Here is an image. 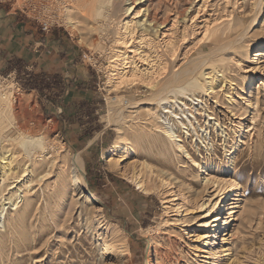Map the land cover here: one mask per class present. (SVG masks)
<instances>
[{
    "label": "rangeland",
    "instance_id": "obj_1",
    "mask_svg": "<svg viewBox=\"0 0 264 264\" xmlns=\"http://www.w3.org/2000/svg\"><path fill=\"white\" fill-rule=\"evenodd\" d=\"M203 1L181 0L182 7L189 9L183 11L186 18L181 21L178 29L182 30L172 34L175 39L179 38L175 40L177 57L172 60L182 59L185 55L194 56L203 50L211 51L229 46L227 43L237 38L245 24L250 22V18L258 13L257 21L241 37L242 39L231 41L232 47L222 49L221 52L216 50V54L211 57L216 60L221 72L235 82L234 89L228 84L227 87L223 86L221 89L218 87L216 92L204 95L209 106L214 109V115L219 116L230 131L226 150L223 148V137L212 130L217 153L210 158L214 161H209V165L211 169L213 166L222 167L218 173L221 178L218 189H215V186L205 188L199 167L179 150L174 149L170 155L160 156L156 143H136L129 137L132 131L138 133L145 129L153 132L155 126L149 115L143 112V105H137L138 107L130 105V99L149 100L147 93L151 88L139 82L133 86L125 85L120 90L109 91L107 65L110 63L108 57L113 51L112 46L106 43L108 38L105 39L102 32L92 27L95 23L94 18L77 6L75 3L77 0H0V16L8 20L14 32L19 31L23 34L22 39L24 35L27 37V43L29 42L27 48H30L32 34L36 36L34 49L32 53L29 52L30 56H27L25 61V65L27 64L25 69L21 60L23 72L19 73L20 75L16 69H10L11 64L8 60L4 59L0 63V89L12 87L10 114L11 117L14 116L12 119L14 124L11 123L10 126L17 131L15 135L23 132L22 134L26 136L44 135L47 139L46 148L36 147V150L33 148L30 154H27L19 138L3 141L5 146L16 150L17 161L23 163L24 167L31 166L30 168L34 170L32 175H27L31 181L29 189L25 191L26 200H23L32 203L30 209L25 210L26 205H21L22 208L16 210L7 204L9 207L4 218L7 226H5L7 231H4V236L7 237V252L2 258L3 264H84L83 262L105 264L93 243L97 241L94 234L87 230V226H82L80 216L84 221L86 219L92 222L103 234H110L108 228L101 225L103 222L119 234L124 231L133 264H154L156 249L162 248L175 238L177 242L179 241L184 264H187V257L190 258L191 255L194 256V264H200L205 258L204 251L195 250L190 245L206 244V247L210 248L216 238L225 247H231L229 255L222 252L220 264H264V63L255 59L256 50L264 45V0H205V5ZM117 2L118 7H121L126 1ZM119 13L122 18L123 11ZM205 17H208V21L221 25L222 34L219 40L215 36L211 39L203 38L205 36L201 20ZM70 20H76L77 24L71 25ZM115 27L116 24L112 22L110 28L114 30ZM182 31L185 32V37H181ZM161 36L158 35L156 39L160 40ZM101 40H104V43L99 46L98 42ZM38 41L40 42L37 43ZM152 43L146 50L152 55L158 54L160 61L163 58L162 46L157 41ZM156 44L157 49L152 47ZM2 45L7 46V43L4 41ZM137 62L142 63L139 60ZM16 65L18 60L13 61V66ZM226 89L232 93L230 101L226 98ZM257 94L258 105L253 102ZM113 103L115 106L124 103L126 116L116 124L108 125L104 116ZM133 109H138L139 112L131 111ZM204 116V114L199 116L202 123ZM248 124H251V127L257 125V133L255 129L249 133L246 130ZM118 126L123 128L125 134L127 132L123 143L120 141L119 144ZM231 127H236L238 133L232 131ZM241 137L247 139V144L240 146L243 152L237 158L239 160L232 165L228 159L238 152L236 145L239 144ZM57 138L59 142L54 149L51 144ZM88 141L91 144L84 149L83 146ZM115 143L119 145V150H115L118 152L114 159L115 166L111 167L106 157ZM188 144L186 142L187 146ZM128 145L136 148V152L126 150L124 146ZM123 150L125 154L122 153ZM77 152L83 162L82 184L96 201L95 207L92 208L85 207L84 197L72 185L70 157ZM190 152L195 151L191 149ZM195 153L192 154L194 157L198 155ZM45 157L47 158L44 159ZM199 158L196 157L198 161ZM143 159L148 160L149 166L143 164ZM243 164L251 165L245 169ZM134 166H137V175L144 179L150 192L140 189L132 180L135 174ZM161 169L170 173L173 188L161 181ZM106 172L113 175L115 180L106 176ZM231 176H235L236 188L232 190L234 198L229 200L230 205L238 202L244 204L243 241L236 238L230 242L223 239V235L219 233L222 227L230 228L236 220L223 224L218 231H212V234H218L210 235L206 238L207 241L198 238L196 233L200 232L199 223L208 218L201 217L204 210L200 203L215 192L226 193L231 188L229 184ZM179 188L177 192H181L180 198L172 200L169 210L164 212L162 199L171 198L173 190ZM22 202L21 204L25 203ZM252 210H255L256 214L247 224L246 215ZM14 213L20 217L19 220L13 218ZM2 228L4 227L0 226V229ZM85 232L90 234L91 239L85 240L83 248L78 246L73 249L71 255L69 252L72 251V246L69 244L73 242L78 245L80 235ZM153 238L163 239L164 244L152 243ZM24 240H28V244H25L27 247L23 243ZM68 245L70 246L68 252L60 250ZM194 252H197L196 256Z\"/></svg>",
    "mask_w": 264,
    "mask_h": 264
},
{
    "label": "bare ground",
    "instance_id": "obj_2",
    "mask_svg": "<svg viewBox=\"0 0 264 264\" xmlns=\"http://www.w3.org/2000/svg\"><path fill=\"white\" fill-rule=\"evenodd\" d=\"M117 1L118 0H77V2L75 3H77V6H79L82 10L87 12L88 15L94 18L95 23L94 26L92 27L96 29V31L98 30L102 32L105 35V39L108 38V40H106V43L112 46L113 51L112 53L109 51L111 54H109L110 56L108 57L110 63L107 65V72H108L107 85L109 91L111 92L113 90H120L121 87L125 85L133 86L139 82H142L144 85H147L148 87L151 88L147 93L149 95L148 98L149 100L135 101L130 99L131 100L130 105L131 107H136L137 105L138 106L143 105L142 108L143 112L145 113V115H149V117L151 118V122L155 126L153 128V132H148L145 131V129H143L138 133L132 131V135L129 136L128 134V136L131 137L133 139L132 141L136 143L137 142L156 143L157 153L160 156L170 155L172 151L179 150L181 153L185 154L186 157H190L192 159L191 161H193V163L197 165V167H199L202 173V182L203 185H205V188L209 189V187L215 186L216 187L215 189H218V187H220L221 185V178L218 173L222 170V167L219 166L216 168L215 166H213L214 168L211 169L210 168L211 166L209 165V161H214L213 159L210 158H213V154L217 153L215 152L216 145H215L214 136L212 135V130L214 129L218 135H221L223 137V141H222L224 145L223 148H226V150L228 149L227 145L229 142L228 138L230 137V131L229 129L227 130V126L224 124L223 121L220 120V117L214 115L213 112L214 109L211 108L212 106H209L208 99L204 95L210 92H216L218 87L219 89H221L223 86L227 87L228 84L230 85V88L234 89L235 86H233V84L235 82L232 79L228 78V76H226L223 72H221L222 70L221 68L218 67L216 60L212 59L211 57L214 54H216L215 53L216 50L221 52L222 49L225 48L227 49L229 46H231V44L237 38L242 39L241 37H243L249 31V28L252 26V24H254L257 21L258 13L254 14V16L250 18V22H247L248 24H245V27L243 26L244 28L242 29L241 32H239V34L237 35L238 37L233 38L234 40H231L233 42L230 41L227 43V45L229 46L227 47L225 46L222 48L219 47V49L216 47L217 49H212L211 51L203 50V52L196 53V55L194 56L185 55L184 57H182V59H178L174 61L175 58L177 57L176 55L177 43H175V40L179 38L175 39V36H173L172 34L182 30V29L178 30L180 29L179 24L181 23V21L185 20L184 17L186 18L185 15L183 16V14H185V12L183 11H188L187 9H189V7H182L181 0H125L126 1L125 4L122 5L121 7H118ZM204 1L203 4L205 5ZM120 11H123L124 16L122 18L119 15ZM194 16H196V14ZM194 16L192 17V19L194 18ZM208 20H209L208 17H205L203 18V20H201L203 22L204 36H205L203 38L211 39L213 38L212 36H215V38L219 40L222 34L221 25L212 23L211 20L210 21ZM112 22L116 24L114 30L110 28L112 26ZM70 23L71 25L72 24L75 25V23L77 24V21L70 20ZM186 25L188 24H185V26ZM111 33L112 35L110 36ZM158 35H162L160 40L156 39ZM183 36L185 37L186 35L185 32L182 31L181 37ZM176 37L178 36L176 35ZM154 41L155 43L157 41L162 46L160 47L163 50V54H162L163 58L160 61L158 60V54L152 55L149 50H146L147 46L148 45L151 46L150 44H153L152 42ZM103 43L104 40H101L98 42V45L102 46ZM152 47L157 49L158 44H156L155 46L152 45ZM255 56H256L255 57L256 61H260V62L262 61L264 63V45L263 46L261 45L260 48L256 50ZM137 60H139V62L142 63L139 64ZM231 94L232 93H229V90L227 89L225 90L226 98L229 101L232 99ZM253 94L255 95V93ZM130 97L132 98L133 95ZM254 99L256 100H254L253 102L256 105H258L259 102L258 94L256 95V97H254ZM11 100H12V87L8 89L1 88L0 89V226L4 228L0 229V264H3L2 258L4 257L5 252H7L6 251L7 237L5 238L4 236L5 233L4 231H7L6 230L7 226L4 223L5 221L4 218H6L5 216L7 212L6 209L7 207H9L7 206V204H10L12 206L11 208L16 210L22 208L21 205H26V207H24L25 210L30 209L32 203L30 204L28 201H26L28 202L26 204V202L23 200H26L24 199L25 191L29 189L30 186L29 181H31L30 177H28L27 175L29 174L32 175L34 173V170L30 168L31 166L29 167V165H27L24 167L23 163L17 161L18 154L16 150L12 149L11 147L5 146V144H3V141L9 138H13V140L19 138L27 154H30L33 148L34 150H36V147L44 148L45 140H47L45 139L44 135L26 136V134L25 135L22 134L23 132L22 133L19 132L17 135H15L17 131L16 130L14 131L11 128L12 125L10 126V124L12 123V119L14 117V116L11 117L10 114ZM123 104L115 106L113 103V106L109 108L108 110L109 112L107 113L106 116H104V118L107 119L108 125L116 124L118 121H120V119L126 116L125 106ZM131 111H136V113L139 112L138 109L136 110L133 109ZM202 114L205 115L204 116L205 119L203 120L204 123H202L199 118V116H202ZM253 114L255 113L253 112ZM254 116L255 115H253V118ZM149 117L147 118L149 119ZM247 127L248 128L246 130L249 131V133L253 129L256 130V133L258 131L257 125H253V127H251V124H248ZM122 129L123 128H121V126L120 127L118 126L117 130L119 134L117 136V143L120 141L122 142V140L125 139L124 137H126L125 135L127 134V132L125 134V131H123ZM232 131H234L237 134L239 130L236 129V127H233ZM12 132L13 134H11ZM129 137H127L128 140L130 139ZM57 142H59V138L53 141L51 147L56 149ZM186 142L189 143L188 146L186 145ZM19 143L17 142V144ZM117 143L113 145L114 148L110 150V152L107 154L106 157L107 159L106 161L111 167L115 166L114 159L116 157L115 155H117L118 153L115 150H119V145H118L119 143L118 144ZM237 143L238 142H236V144ZM242 144H247V139L244 137H241L239 140V144L236 145L237 146L236 150H238V152H236L235 155H232L228 159V161L232 165H234L235 162L239 160L237 158L243 152L242 149H240V146H242ZM124 147L128 151H132V153L136 152V148H134L131 145ZM189 148L190 150L193 149V151H195L198 154L197 156L200 157L199 158L200 161L196 159L197 156L194 157L192 155L195 152L191 153ZM124 152L125 151L123 150L122 153L125 154ZM177 156L180 157L179 155ZM205 157H207L208 159L207 158L205 159ZM46 158L47 157H45L44 159ZM70 160H71V179L73 183L72 185H74L75 189L78 190V192L82 197H84L85 207L87 208L95 207L96 201H94L91 198L92 194L86 191L81 181V175L84 172L81 156L77 152L76 154L71 155ZM143 160H144L143 164L149 166L148 160L147 159H143ZM252 162H254V160H252ZM175 165L177 166V164ZM249 165L251 164L248 165L243 164L242 166L243 167L245 166L244 168L246 169V167H248ZM185 168L186 166L184 167V169ZM136 169L137 166H134L135 174L132 180L136 182L137 186L140 189L144 190L147 193L150 192L151 190L145 184L144 179L139 178V176L137 175ZM160 177L163 184L165 185L167 184L170 188H173L174 185L168 170L166 171L164 169H161ZM8 180H12V181L9 182ZM234 180H236L235 176H231V180L229 181L231 188L226 193L222 194L223 192L222 193H220L219 191L215 192L212 196L208 197L207 200L200 203V207H202L204 210V213L201 215V217H208V218H205L204 220L200 221L199 223L200 232L196 233L198 238L206 239L210 235L217 236L218 233L212 234V231H218V229L223 224H229L231 223V221L236 220L235 224L232 225L230 228H227L225 226L222 227L223 229L219 230V233L221 232V235H223V239L227 241L231 242L236 238H239L241 239V241H243L244 223L242 221L244 219H242V217L244 216L243 215L244 204L238 202L235 205L233 204L230 205L231 202H229L230 199L234 198L232 196L234 194L232 193L233 192L232 190L236 188ZM179 190L180 188L178 190H173L174 193L171 198L164 197L162 199L163 207L165 208L164 212L169 210L170 203L172 202V200H176L180 198L179 194H181V192L179 193L177 192ZM235 195L238 194L235 193ZM22 201L25 203L21 204ZM228 205L230 206L228 207ZM238 207H242V208L239 209ZM17 213L19 212L17 211ZM255 214H256L255 210L248 212L245 220L247 224L251 222L252 217ZM18 217L15 215V217L13 218L17 220ZM80 217H81L82 226L84 227L87 226V230H89L91 234H94L93 236L97 241L96 242L94 241L93 243H95L94 245L98 249L100 258L104 260L105 264L134 263L133 258L130 256V248L128 242L126 241V237H125L126 235H124V231L122 232V234H119V232L109 228L106 222H103L101 225L105 226V228H108L110 232V234L109 233L103 234V232H100L97 229V227H95L94 224H92V222H89V220L87 221L85 219L87 223L89 222L87 224L82 219V216ZM11 225L13 224L11 223ZM79 238L78 239L80 240V243L78 245L74 244L73 242L69 244L70 246H72L71 247L72 251L69 252L70 254L72 253L71 255H73L74 252L73 249H76L78 246L83 248V245L86 244V243L84 244L85 240L87 239L88 241L91 239L90 234L88 235V232H85L84 234L80 235ZM162 240L161 238H153L152 243H155L156 245L157 244L160 245L163 243ZM206 241H204V243ZM178 242L176 241V238L171 239L169 243L164 245L162 248L159 249L157 248L155 251L156 261L154 262V264H184L185 261L183 262L182 252L179 248ZM23 243L24 245L25 244L27 245L28 240H24ZM213 243H214L213 246L210 248H207L206 244L201 246L190 245L191 247H194L195 250L201 249V251H204L203 255L205 258L202 260L203 262H201L200 264H220L222 261V252L229 255L230 253L229 250L231 249V247H225L224 244L218 242L217 238L213 241ZM26 245L25 247H27ZM69 245L65 249L62 248L60 250H63V252L67 250L68 252L69 251L68 249L70 248ZM194 253L196 256L197 252ZM90 255H92V253ZM190 258L187 257V264H194L193 263L194 256L191 255ZM99 261H101V259H99ZM83 263L85 264V262Z\"/></svg>",
    "mask_w": 264,
    "mask_h": 264
},
{
    "label": "crops",
    "instance_id": "obj_3",
    "mask_svg": "<svg viewBox=\"0 0 264 264\" xmlns=\"http://www.w3.org/2000/svg\"><path fill=\"white\" fill-rule=\"evenodd\" d=\"M23 34L19 31H13L12 28H10L8 24V20L5 19V17L0 16V63L1 61L8 60V62L11 64L10 69H16L15 71L19 73H22L23 71L21 70V60L22 63H24L23 68L25 69L27 67V64L25 65V61L27 58L30 56L29 52L34 49L33 43L36 39V36L32 34L30 38V48H27V37L24 35L23 39L22 36ZM7 43V46H3V42ZM38 41L37 43H39ZM2 46V47H1ZM1 48H5L4 50ZM28 49V53H27ZM28 56V57H27ZM53 58H54V53H53ZM18 60V65L13 66V61ZM20 62V63H19ZM20 75V74H19ZM90 141L87 142L83 147L84 149L90 146ZM85 162V160H84ZM107 173V172H106ZM106 176L111 178L112 180H115V177L113 175L107 173Z\"/></svg>",
    "mask_w": 264,
    "mask_h": 264
},
{
    "label": "built area",
    "instance_id": "obj_4",
    "mask_svg": "<svg viewBox=\"0 0 264 264\" xmlns=\"http://www.w3.org/2000/svg\"><path fill=\"white\" fill-rule=\"evenodd\" d=\"M46 26V25H45Z\"/></svg>",
    "mask_w": 264,
    "mask_h": 264
}]
</instances>
